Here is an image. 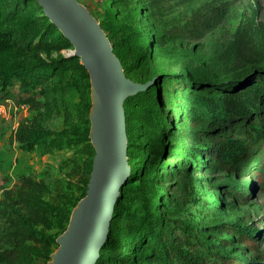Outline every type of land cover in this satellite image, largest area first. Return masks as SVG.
Returning a JSON list of instances; mask_svg holds the SVG:
<instances>
[{
	"label": "rangeland",
	"instance_id": "374dc122",
	"mask_svg": "<svg viewBox=\"0 0 264 264\" xmlns=\"http://www.w3.org/2000/svg\"><path fill=\"white\" fill-rule=\"evenodd\" d=\"M78 1L105 33L115 35L113 42L121 36L118 32H123L121 25L142 32L149 56L135 64L125 58L126 76L144 82L166 73L167 79H173L159 83V149L157 143L151 152L137 146L138 158L132 160L133 166L139 168L145 156L154 158V167L149 161L143 164L141 179L123 186L126 199L119 209L121 222L126 220V208H149L152 200L157 221L160 220L157 231L170 232L169 240L177 229L192 224L199 229L206 246L218 254L217 262L238 257L264 264V190L258 185L261 178L245 172L246 166L242 170H222L206 153L219 138L208 135L209 128L219 126L215 133L223 128L230 130L231 124L212 121L211 126L193 129L178 121L168 100V93L171 96L190 83L198 88L209 82L205 85L209 89L225 83L221 89L224 92L233 80L248 76L250 82L261 81L263 104L258 115L264 120V0ZM30 2L38 27L42 28V9L36 0ZM9 26L8 22L0 23V31ZM72 50L71 44L64 43L48 50L35 47L19 53H0V68L14 61L67 57ZM84 82L82 70L74 67L36 88L14 84L3 89L0 83V249L10 247L8 222L22 212L15 199L23 177L46 186L42 198L53 206L50 224L34 228L47 236L60 234L81 197L94 155L89 138L86 139L90 96L83 88ZM201 94L195 96L198 101ZM208 100L205 97L199 105ZM19 126H38L54 133L28 148L16 139ZM182 146L187 153H183ZM260 151L264 152V148ZM258 161L259 158L250 165ZM234 185L244 198L230 208L224 190H231ZM234 224L250 227L252 236L241 242L232 229ZM30 251L33 264H43L41 249L35 246Z\"/></svg>",
	"mask_w": 264,
	"mask_h": 264
},
{
	"label": "trees",
	"instance_id": "16d2710c",
	"mask_svg": "<svg viewBox=\"0 0 264 264\" xmlns=\"http://www.w3.org/2000/svg\"><path fill=\"white\" fill-rule=\"evenodd\" d=\"M30 1L0 0V23L10 24L8 28L0 31V53H19V51L35 47L48 50L55 44L57 46L64 43L70 44L44 14L43 27H38L39 21L35 20L36 16ZM121 28L123 32L122 34L118 32L121 36L117 37L115 42L112 41L114 34L111 36L110 33H106V35L115 55L126 70L128 67L125 65V58L135 64L147 58L149 50L143 42L141 31L130 30L123 25ZM103 30L105 31L104 28ZM74 67L82 70L85 80L83 88L89 91L88 73L80 64L79 58L72 54L58 59L37 58L26 63L14 61L12 64H6L0 68L1 88L5 89L14 84L20 88H36ZM167 77L166 73L157 74L150 86L124 100L127 161L130 169L125 183L120 187L108 233L95 264H237V262L238 264H259L257 260L249 261V259L238 257H235L236 259L229 257L224 263L217 262L218 254L206 246L199 229L192 224H186L183 229H177L173 238L169 240L170 232L157 231L160 220L157 221L152 200L149 202L151 203L149 208L140 210L126 208L123 212L126 220L124 222L120 220L123 216L119 217V209L125 205L123 201L126 199L123 195V186L141 179L140 171L143 164L149 161L154 167V158L148 159L145 156L139 168L133 166L132 160L138 158L137 146H142L141 151L146 148L147 152H151L157 143L159 149V133L156 132V130L160 131L162 126L159 114L161 103L159 83L173 80ZM260 82L259 80L250 82L248 76H241L229 83L224 92L221 89L225 83L212 89L205 87L210 84L209 82H200L203 86L198 88L196 84L190 83V86L184 89H177L175 94L173 91L171 96L168 93V100L172 103L173 111L177 112L178 121L189 124L193 129L205 128L212 121L220 124L230 123V130L223 128L215 133L219 126H209L208 135L215 134L219 138L207 150V155L214 159L222 170L229 171L236 168L242 170L246 166L245 172L261 178L258 185L264 190V152L260 151L262 147L264 148V120H261L258 115V110L263 104L260 95L263 88ZM199 93H202L200 101H204L205 97H209L210 100L199 105L200 101L195 97ZM88 130L89 128L86 132L87 140ZM52 133L54 132L38 126L32 128L19 126L15 135L20 143L33 148L40 140ZM140 135L143 136L139 137ZM140 139L141 141L136 142ZM181 149L183 153H187L183 146ZM162 155L163 151L160 152V157ZM258 158V162L250 165ZM91 163L92 160L89 163L90 169ZM86 185L81 197L85 193ZM45 190V184L39 180L28 176L21 179L15 204L22 212L12 216L13 218L8 222L6 235L9 238L10 247L0 249V264H33L30 248L35 246L41 249L44 257L43 264L49 260L50 253L56 248V236H47L34 228L38 224L42 226L50 224L49 216L53 212V206L42 198ZM224 191L229 196L226 205L230 208H235L238 201L244 198L243 192L235 185L231 190L226 188ZM232 229L239 235L241 242L251 237L253 232L250 227L239 224H234Z\"/></svg>",
	"mask_w": 264,
	"mask_h": 264
},
{
	"label": "water",
	"instance_id": "95a60500",
	"mask_svg": "<svg viewBox=\"0 0 264 264\" xmlns=\"http://www.w3.org/2000/svg\"><path fill=\"white\" fill-rule=\"evenodd\" d=\"M89 76L88 138L94 150L85 193L72 207L46 264H95L130 166L124 100L150 86L124 73L98 20L78 0H36Z\"/></svg>",
	"mask_w": 264,
	"mask_h": 264
}]
</instances>
